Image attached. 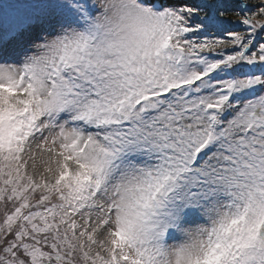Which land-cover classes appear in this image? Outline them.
I'll return each mask as SVG.
<instances>
[{
    "label": "snow or ice",
    "instance_id": "1",
    "mask_svg": "<svg viewBox=\"0 0 264 264\" xmlns=\"http://www.w3.org/2000/svg\"><path fill=\"white\" fill-rule=\"evenodd\" d=\"M0 264H264V0H0Z\"/></svg>",
    "mask_w": 264,
    "mask_h": 264
}]
</instances>
